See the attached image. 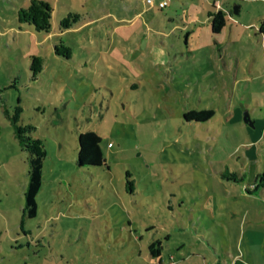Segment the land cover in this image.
<instances>
[{"label": "rangeland", "instance_id": "obj_1", "mask_svg": "<svg viewBox=\"0 0 264 264\" xmlns=\"http://www.w3.org/2000/svg\"><path fill=\"white\" fill-rule=\"evenodd\" d=\"M47 1L49 32L18 21L29 0H0V264H264V187L253 188L249 176L250 168L264 172V124H189L183 104L198 103L206 92L195 90L199 82L184 77L190 91L182 94L152 86L139 77L137 51L133 58L123 47L110 50L123 41L113 19L148 7L159 18L170 4ZM174 1L184 17L191 7ZM68 12L79 18L62 29ZM58 42L69 57L54 52ZM119 54L133 59L127 70ZM32 55L42 57L35 76ZM15 105L46 150L32 217L22 215L26 152L7 116ZM86 129L99 134L106 164H77V131ZM242 163L243 180L221 176ZM154 239L161 263L148 251Z\"/></svg>", "mask_w": 264, "mask_h": 264}, {"label": "crops", "instance_id": "obj_2", "mask_svg": "<svg viewBox=\"0 0 264 264\" xmlns=\"http://www.w3.org/2000/svg\"><path fill=\"white\" fill-rule=\"evenodd\" d=\"M169 1L170 8L162 9L159 18L153 8L148 7L129 10L121 19H113L110 25L122 35L123 41L110 43V50L123 47L127 53L131 50L130 55L133 50L137 51L139 77L145 81L150 79L152 86L182 94V91H190L184 88V77L199 82L201 89L195 90L206 92L198 97H211L206 102L200 99L196 104L193 102L190 109H211L212 115L204 121L183 119L189 124H211L219 120L220 124H241L242 129H245L244 124H264V33L258 30L264 15V0H180L184 6L191 7L184 17H179L175 11L179 2ZM217 10L222 12L224 22L219 31L213 32L208 11ZM171 34L175 42L169 45L167 38ZM131 39L133 43L129 44ZM132 57L135 58L134 54ZM120 58L123 69L127 70L133 59L128 62ZM173 65H177L176 73ZM213 101L222 114L219 119ZM188 105L183 104L182 113ZM245 113L247 120H244ZM239 156L245 161V154ZM242 165L243 168L236 169L238 173L246 171V165ZM254 172L250 168L249 176L253 178ZM158 261L162 262L161 254Z\"/></svg>", "mask_w": 264, "mask_h": 264}, {"label": "trees", "instance_id": "obj_3", "mask_svg": "<svg viewBox=\"0 0 264 264\" xmlns=\"http://www.w3.org/2000/svg\"><path fill=\"white\" fill-rule=\"evenodd\" d=\"M51 11L52 7L47 0H29L26 6H20L18 8L17 19L19 22L25 21L28 24H31L35 30L49 32L51 28ZM208 16L210 17L212 31H219L224 22L222 12L219 10L208 11ZM78 18L79 14L77 12H68L59 20V26L62 29H67ZM258 30L259 32L264 33V15L260 18ZM54 52L65 57L70 56V48L61 42L54 44ZM29 67L32 71V75L35 76L42 69V57L39 55H32ZM20 112L21 106L15 105L13 112L10 114L7 113V116L9 117L12 131L18 145L26 152L25 159L27 161L28 179L23 192L24 204L22 206V215L32 217L36 213L35 196L41 184L43 159L46 155V150L43 141L31 134L34 126L19 121ZM211 115V109H190L183 112V119L187 121H204ZM99 142L100 136L96 131L92 129L77 131L76 162L78 165L89 166L106 164ZM224 171H221V176L232 179L233 181H241L245 176L243 172L238 173V171H232L227 175ZM257 178H259V181H256ZM250 184L253 185V188L257 185L264 187V172L261 174L257 173ZM124 186L126 190L132 192L133 182L131 179L127 178ZM147 247L152 257H160L161 243L158 239L151 240ZM234 264H236V262H234ZM240 264L246 263L241 262Z\"/></svg>", "mask_w": 264, "mask_h": 264}, {"label": "built area", "instance_id": "obj_4", "mask_svg": "<svg viewBox=\"0 0 264 264\" xmlns=\"http://www.w3.org/2000/svg\"><path fill=\"white\" fill-rule=\"evenodd\" d=\"M168 1L169 0H145L146 3H148L150 5L155 3L160 8L165 7L167 5ZM262 46L264 47V43L262 44Z\"/></svg>", "mask_w": 264, "mask_h": 264}, {"label": "water", "instance_id": "obj_5", "mask_svg": "<svg viewBox=\"0 0 264 264\" xmlns=\"http://www.w3.org/2000/svg\"><path fill=\"white\" fill-rule=\"evenodd\" d=\"M236 9H235V7H234V11H235ZM248 119V116H247V114L245 113V115H244V120H247Z\"/></svg>", "mask_w": 264, "mask_h": 264}]
</instances>
